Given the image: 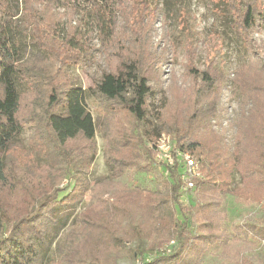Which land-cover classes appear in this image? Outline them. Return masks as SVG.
<instances>
[{"label":"trees","instance_id":"16d2710c","mask_svg":"<svg viewBox=\"0 0 264 264\" xmlns=\"http://www.w3.org/2000/svg\"><path fill=\"white\" fill-rule=\"evenodd\" d=\"M157 1L0 0V264H43V246L49 231L59 225V210L86 199V208L60 247V258L52 264H117L129 253L135 260L158 254L172 241L176 246L158 255V263L201 264L211 246L220 244L226 264H256L250 254L264 242L262 220L234 223L229 233L219 210L223 197L230 195L243 207L264 211V49L248 37L259 0L245 6L240 0H214L225 4L246 48L260 58L242 65L235 76L243 102L232 124V147L208 125L225 77L210 55L205 68H196L190 41L187 69L195 88L186 98L175 92L174 101L164 93L158 107L162 111H156L158 90L152 82L158 79L162 53L150 36L159 16ZM71 2L74 10L68 7ZM66 7L71 15L84 7L78 25L66 27L58 19L57 9ZM92 33L105 58L96 96L111 112L102 130L110 172L94 181L84 168L96 157L97 124L78 78L63 72L68 65L93 63L101 49L91 45ZM21 34L30 36L33 46L46 50L50 59L22 61ZM29 121L35 123L34 144L64 159L74 180L70 190L51 192L47 166L9 158ZM163 133L172 135L175 147L199 165L194 192H182L177 166L162 167L168 175L163 190L118 185L129 171L153 170L155 145ZM195 192L198 200L186 205Z\"/></svg>","mask_w":264,"mask_h":264},{"label":"rangeland","instance_id":"374dc122","mask_svg":"<svg viewBox=\"0 0 264 264\" xmlns=\"http://www.w3.org/2000/svg\"><path fill=\"white\" fill-rule=\"evenodd\" d=\"M157 0H152L155 3ZM251 0H240L243 6ZM69 2V1H68ZM159 5L156 22L151 32V43L159 53L161 60L158 63V75L152 85L156 86L157 94L154 105L156 111H162L161 101L164 93L171 99L176 92V97L181 95L186 98L187 94L195 88L196 81L189 74L188 56L186 42L192 44L195 52L196 68H205L208 55L215 58V67L222 72L225 79L219 86V97L217 99L215 115L208 119L209 128L216 135H224L226 142L230 147L233 145V139L236 129L232 126L235 123L237 113L241 109L243 94L241 88L235 83V76L242 65L247 63H256L259 57L250 52L245 44L243 35L238 33V29L232 21L230 14H226L225 4H216L214 0H158ZM75 3L68 4L69 9L74 10ZM83 6V5H82ZM23 5H21V10ZM65 8H58V19L63 26H76L82 20L84 7L71 15V11ZM21 14V13H20ZM57 19V20H58ZM255 27L251 30L248 37L257 41L258 45L264 49V0H259L255 14ZM61 24V25H62ZM90 43L97 52L95 53L93 63L89 65H68L63 68V72L68 76L78 78L80 85L86 91L85 103L87 109L93 115L97 124V134L95 137V147L97 153L94 162L89 168H84L87 177L94 181L99 177L109 174V168L106 165L105 154L107 149V140L102 134L104 122L111 118V112L107 109L106 103L96 96L95 83L101 77V69L105 65L103 48L97 39V34L89 35ZM20 58L22 61L43 58L49 60L50 57L46 50L33 46L31 37L28 35H19ZM211 45L214 49L211 51ZM164 52V54H163ZM163 91V92H162ZM187 112V110H185ZM171 114V113H170ZM183 116V120H186ZM151 120V117L148 118ZM152 121V120H151ZM158 124V123H155ZM35 123L29 121L22 132L16 138L15 146L10 150V159L17 158L25 163L37 164L40 167L47 166L50 177L49 188L53 192L56 189L70 190L74 180L68 176L66 165L62 157H52L51 150L39 149L34 144ZM206 128L202 129L204 132ZM172 138V135L166 133ZM152 147V144L150 145ZM155 159V158H154ZM56 162V163H54ZM154 168L150 173L138 172L136 170L127 172L123 177L117 180L118 185L132 186L134 184L142 185L147 188L163 190L164 179L168 176L156 160ZM236 181L239 177L235 174ZM72 181V182H71ZM62 193V192H60ZM65 192L61 194L64 195ZM186 205H194L198 200L197 192L193 194ZM89 200L86 199L76 207H66L59 210V225L57 228L49 231L47 239L48 244L43 246L44 260L43 264H52L53 261L60 258V247H62L64 238L68 230L74 226L80 213L86 208ZM222 214V226L227 232L233 233L234 223L252 219H260L264 223V211L260 207H243L238 204L234 197L227 195L223 197V203L219 210ZM264 225V224H263ZM191 230L197 234V225L193 224ZM132 247L134 244L132 243ZM162 254L150 255L152 259L150 264L158 263L157 256ZM254 262L264 264V242L261 247L250 254ZM117 264H136L132 255L126 254L117 260ZM201 264H226L224 258L223 246L217 244L211 246L202 258Z\"/></svg>","mask_w":264,"mask_h":264},{"label":"built area","instance_id":"2783aa9c","mask_svg":"<svg viewBox=\"0 0 264 264\" xmlns=\"http://www.w3.org/2000/svg\"><path fill=\"white\" fill-rule=\"evenodd\" d=\"M155 160L160 167L177 166L183 183L182 192H194L196 188L194 180L201 177L199 165L190 154L176 148L171 137L162 135L158 138L155 145ZM176 244V241H172L162 249V254L171 253ZM135 261L136 264H150L152 259L145 256Z\"/></svg>","mask_w":264,"mask_h":264}]
</instances>
